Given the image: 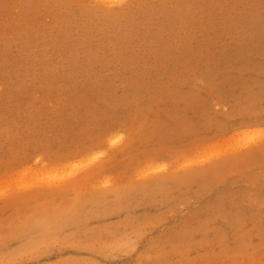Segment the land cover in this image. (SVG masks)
Here are the masks:
<instances>
[{
	"label": "rangeland",
	"instance_id": "obj_1",
	"mask_svg": "<svg viewBox=\"0 0 264 264\" xmlns=\"http://www.w3.org/2000/svg\"><path fill=\"white\" fill-rule=\"evenodd\" d=\"M0 264H264V0H0Z\"/></svg>",
	"mask_w": 264,
	"mask_h": 264
},
{
	"label": "bare ground",
	"instance_id": "obj_2",
	"mask_svg": "<svg viewBox=\"0 0 264 264\" xmlns=\"http://www.w3.org/2000/svg\"><path fill=\"white\" fill-rule=\"evenodd\" d=\"M96 1L102 2V5H105V6H107V5L113 6V5H116V4L122 5L125 2V0H96ZM113 141L114 140L112 139L111 142H113ZM250 141H251V139L248 142H250ZM101 156H102V154L101 155L93 154L87 160L84 161V166H86V167H93L94 166L92 168L93 170L90 171V172H95V171H98L100 169H103V167L105 166L104 162H100V163H98L96 165V163L101 159ZM199 158L201 159V157H199ZM69 168H72V166H69ZM161 168H162L161 166L154 167L155 170H160ZM78 172H80V171H78ZM59 173H61V172H55L52 175H57ZM54 180H56V179H54ZM54 180H52V181H54ZM58 180H61V179H58ZM106 183H109V181L107 180Z\"/></svg>",
	"mask_w": 264,
	"mask_h": 264
}]
</instances>
